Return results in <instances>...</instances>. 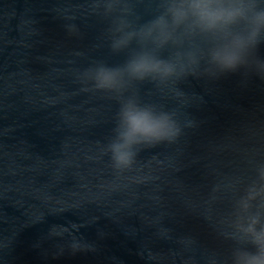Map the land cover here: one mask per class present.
Here are the masks:
<instances>
[{"label":"water","instance_id":"1","mask_svg":"<svg viewBox=\"0 0 264 264\" xmlns=\"http://www.w3.org/2000/svg\"><path fill=\"white\" fill-rule=\"evenodd\" d=\"M110 25L102 0H0V264H230L233 185L264 163V77L137 85L179 132L117 169L119 103L86 77L125 58Z\"/></svg>","mask_w":264,"mask_h":264},{"label":"clouds","instance_id":"2","mask_svg":"<svg viewBox=\"0 0 264 264\" xmlns=\"http://www.w3.org/2000/svg\"><path fill=\"white\" fill-rule=\"evenodd\" d=\"M102 0L111 19L110 46L125 53L116 66L99 63L86 73L92 86L119 103L108 151L114 166H131L138 145L171 140L179 132L172 113L143 101L137 85L174 84L188 75L246 69L264 77V0ZM230 264H264V163L233 185Z\"/></svg>","mask_w":264,"mask_h":264}]
</instances>
